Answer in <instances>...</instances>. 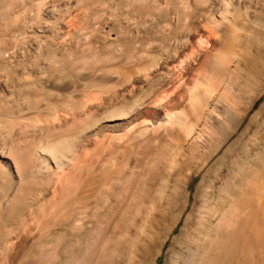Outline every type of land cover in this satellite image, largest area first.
Masks as SVG:
<instances>
[{"label": "bare ground", "instance_id": "bare-ground-1", "mask_svg": "<svg viewBox=\"0 0 264 264\" xmlns=\"http://www.w3.org/2000/svg\"><path fill=\"white\" fill-rule=\"evenodd\" d=\"M21 2L0 0V61ZM207 2L119 0L147 56L33 5L0 75V264H158L179 225L164 264H264V0Z\"/></svg>", "mask_w": 264, "mask_h": 264}, {"label": "rangeland", "instance_id": "rangeland-1", "mask_svg": "<svg viewBox=\"0 0 264 264\" xmlns=\"http://www.w3.org/2000/svg\"><path fill=\"white\" fill-rule=\"evenodd\" d=\"M29 1V0H28ZM27 0H23V2H21L19 5L16 4L14 7H13V11L10 12V14L12 16H18L19 18H17V21L19 20V23L17 24V21L15 23V26L10 29V31L5 35V38L10 41V42H13L14 44L11 45V48L9 49V55L11 56L9 62H4V61H0V75L2 73H4V71H6L7 73L10 74V78L11 79H14L16 77V68H15V64L16 62L18 61V58H19V45L17 44L20 40L22 41L23 39L25 40L24 42L26 41H31V40H34L36 38H34V36H31V35H25L24 34V30L32 23V19L34 17H36V12L33 10V5H35L36 3H39L43 0H31L28 2ZM48 1H51V2H55L56 4H60V1H63V0H46V2ZM66 1V2H64ZM61 4L66 6L67 8V15L65 18L62 19H59V20H55V21H51V20H47L46 18H42L40 19L41 21L40 22H37L34 24V27H38V25L40 24H45V23H49L50 25H56V24H62V23H66L68 24V29L69 30H72V32H79V31H91V30H94V31H99L102 27H107L111 32H113L114 34H116V26L117 24H122L125 28V38L130 41L134 46L132 47L135 51H139V52H142L145 56H147V23H146V20H147V14L146 13H143L141 11H138L137 9H125V8H122L120 5H119V0H79V2L76 3V1L78 0H64ZM71 2L69 3V2ZM89 1V3L87 2ZM94 1V2H93ZM212 0H209V3L211 2ZM219 1V0H218ZM221 1V0H220ZM219 1V2H220ZM59 2V3H57ZM93 2V3H92ZM112 2V3H111ZM115 2V3H114ZM217 2V0H213V4L212 3H208L207 2V6H206V9L210 10L211 7L214 8V6L212 5H215V8L217 6V4L219 3ZM27 3V4H26ZM81 6H79V4ZM84 3V4H83ZM86 3V4H85ZM92 3V4H91ZM29 4V5H28ZM60 4V5H61ZM67 4V5H65ZM73 4H76L75 5V8L73 6ZM94 4V5H93ZM95 4L99 5L95 6ZM114 4V5H113ZM84 5V6H82ZM208 5H211L209 8H208ZM19 6V7H18ZM30 6V7H29ZM79 6V7H78ZM94 6V7H93ZM109 6V7H108ZM117 6H120V7H117ZM17 7V8H15ZM29 9H28V8ZM73 7V8H72ZM78 7V8H77ZM20 8V9H18ZM32 8V9H30ZM77 8V9H76ZM116 8V9H115ZM120 8V10H119ZM213 8L211 9L212 11ZM214 8V9H215ZM95 9V10H94ZM103 9V10H102ZM12 10V9H11ZM21 10V11H20ZM72 12H70V11ZM132 12H131V11ZM210 10V12H211ZM32 11V12H30ZM69 11V12H68ZM88 11V12H87ZM124 11V12H123ZM28 12V13H27ZM30 12V13H29ZM120 12V13H119ZM129 12V13H128ZM18 13V14H17ZM19 13H22V16L23 18H21V14L19 15ZM80 13L82 15H80ZM109 13V14H108ZM143 13V14H142ZM69 14H70V18H69ZM116 14V15H115ZM119 14V15H117ZM27 15L29 17V20H27ZM116 17H115V16ZM130 15V16H129ZM87 16V17H86ZM133 16H138V17H134ZM143 16V17H142ZM104 17V18H103ZM114 17V18H113ZM119 17V19L117 18ZM69 18V19H68ZM73 18V19H72ZM95 18V19H94ZM98 18V19H97ZM125 18H127L126 22L125 21ZM31 19V20H30ZM68 19V20H67ZM97 19V20H96ZM101 19V21L99 20ZM129 19V20H128ZM133 19V20H132ZM136 19H139L138 21ZM141 19H144V20H141ZM146 19V20H145ZM75 20V21H74ZM105 22H104V21ZM136 20V21H134ZM64 21V22H63ZM72 21H73V24H72ZM77 21V23H76ZM103 21V22H102ZM134 21V22H133ZM142 21V22H141ZM21 22V23H20ZM79 22V23H78ZM130 22V23H129ZM25 23V24H24ZM78 24L76 26V24ZM143 23V24H142ZM80 24V25H79ZM84 24V25H83ZM93 24V25H92ZM99 24V25H98ZM110 25V26H107V25ZM163 24V23H162ZM75 27H74V26ZM139 25L141 26V30H140V27ZM18 26V28H16ZM24 27L23 29L21 27ZM80 26V27H79ZM129 26V27H128ZM143 26V27H142ZM73 27V28H72ZM71 28V29H70ZM76 28V29H75ZM137 28V29H136ZM22 29V30H21ZM84 29V30H83ZM136 29V30H135ZM130 30V31H129ZM132 30V31H131ZM23 31V32H22ZM136 32V33H135ZM143 32V34H142ZM135 33V34H134ZM133 37V39H130L131 36ZM127 36V37H126ZM137 36V38H136ZM146 38H145V37ZM32 37V39H31ZM135 37V39H134ZM38 39V38H37ZM130 39V40H129ZM143 39V40H142ZM91 40V41H90ZM90 40H83V39H76V43L78 44V46H81L82 43L84 44H91L92 46L96 47V48H99L101 47V43L98 41V40H95V39H90ZM82 41V42H81ZM98 41V42H97ZM17 42V43H16ZM80 42V43H79ZM87 42V43H86ZM139 43V44H137ZM72 78H75L74 76H71ZM0 82H3V78L1 77L0 78ZM50 89H52L53 91L57 92V93H60L58 92L57 90H54L53 88L50 87ZM60 96L61 97H66V94L64 93H60ZM85 105V102L84 101H77V102H74L71 104V107L72 109L74 110H80L82 107H84ZM201 178V175H199L194 184L198 183L199 180ZM177 229H175L176 231H174L172 234H171V237L168 241V243L166 244V247L164 249V252L161 256H159V259H158V264H164L165 263V255H166V250L167 248L170 246L171 244V241H172V238L179 232L180 228H181V225H179L178 227H176ZM15 260V257L14 255L12 254L10 256V262H14ZM12 264V263H11Z\"/></svg>", "mask_w": 264, "mask_h": 264}]
</instances>
